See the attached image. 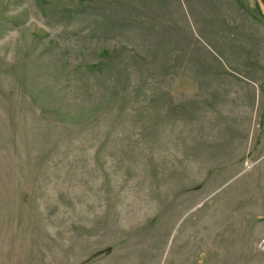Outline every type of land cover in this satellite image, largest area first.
I'll list each match as a JSON object with an SVG mask.
<instances>
[{
    "label": "rangeland",
    "instance_id": "rangeland-1",
    "mask_svg": "<svg viewBox=\"0 0 264 264\" xmlns=\"http://www.w3.org/2000/svg\"><path fill=\"white\" fill-rule=\"evenodd\" d=\"M261 7L0 0V264H264Z\"/></svg>",
    "mask_w": 264,
    "mask_h": 264
},
{
    "label": "crops",
    "instance_id": "crops-1",
    "mask_svg": "<svg viewBox=\"0 0 264 264\" xmlns=\"http://www.w3.org/2000/svg\"><path fill=\"white\" fill-rule=\"evenodd\" d=\"M260 13H261V17H262V19L264 21V0H262V7L260 8Z\"/></svg>",
    "mask_w": 264,
    "mask_h": 264
}]
</instances>
